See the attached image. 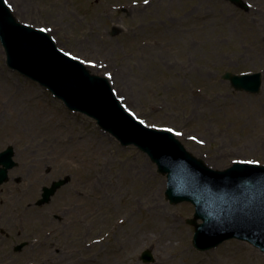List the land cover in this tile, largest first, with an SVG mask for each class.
<instances>
[{"label": "rangeland", "instance_id": "1", "mask_svg": "<svg viewBox=\"0 0 264 264\" xmlns=\"http://www.w3.org/2000/svg\"><path fill=\"white\" fill-rule=\"evenodd\" d=\"M22 1L21 13L13 10L16 18L46 30L59 49L82 61L93 74L108 77L128 109L147 126L173 130L186 150L213 169H226L234 162L264 165V0H243L246 6L227 0ZM8 2L21 8L19 0ZM55 3H60L62 9L53 8ZM202 12L210 14L216 35L222 36L216 50H210V38H205L194 26L196 16ZM161 33L169 43L175 42L176 35L188 44L187 52L180 56L174 47L166 51L157 44H152L154 49L145 46ZM201 35L205 38L203 41L197 37ZM212 51L216 52L214 57ZM4 52L0 43V73L10 83L18 84L26 108L38 109L53 121L63 123L73 135L84 132L103 141L105 156L110 160L103 164L105 168L101 174L102 165L96 158L76 149L64 154L53 144L45 152L36 148L26 150L25 137L38 139L39 132L30 133L33 130L27 128L29 131L24 134L10 133L6 126L10 122L8 117L14 114L11 110H7V114L0 112V153L14 147V160L18 163L9 172V181L0 185V201H3L0 202V216L10 217V210L33 216L24 228L13 220L8 224L0 222V253L20 264L35 252L37 245L44 244L50 252L60 246L83 251L77 258H94L100 253L103 257L105 251L118 244L117 241L124 240L116 231L125 226L118 220L124 217L115 216L121 202L116 198L105 201V191L116 188L119 176L115 174L129 167L141 178L146 175L149 183L155 180L157 185L162 184L157 196L159 203L165 214L180 221L178 229L182 233L177 241L168 236L157 240L165 232L159 233L150 224L156 211H151L150 205L137 209L133 220L138 233L135 242L131 238L137 264H147L141 259L146 249L153 256L149 264H154L159 251L171 257L180 247L188 249L200 264L214 261L225 264L224 257H229L230 264H264L263 253L235 239L212 250H196L192 245L195 228L187 224L195 208L186 202L169 204L165 196L167 178L157 173L156 164L138 148L122 147L113 136L101 130L95 120L68 110L46 88L10 69ZM146 56L150 58L140 61ZM201 58L204 68L195 65L196 62L200 64L198 59ZM140 69L142 76L138 75ZM149 70L155 73L151 75ZM227 72L262 73L261 92L235 91L230 82L223 79ZM119 75L120 81L115 83L112 78ZM22 123L31 125L24 120ZM181 129L187 133L183 135ZM40 152L47 156L39 155ZM67 177L71 178L70 183L62 187L49 204L36 205L41 198V188ZM20 191L26 192L25 200H19ZM46 216L54 222L51 234L47 233L51 229H44L35 221ZM23 243L24 248L16 251V246ZM67 262L84 264L64 254L63 263ZM180 263L185 264V260Z\"/></svg>", "mask_w": 264, "mask_h": 264}, {"label": "water", "instance_id": "2", "mask_svg": "<svg viewBox=\"0 0 264 264\" xmlns=\"http://www.w3.org/2000/svg\"><path fill=\"white\" fill-rule=\"evenodd\" d=\"M242 6L241 0H230ZM0 0V39L8 54V64L38 81L64 101L72 111H80L97 120L99 126L115 136L123 146L135 145L167 175L165 192L170 204L190 202L195 208L189 224L196 227L194 246L200 251L213 249L227 240L246 241L264 252V166L234 163L225 170H214L203 160L185 150L169 131L150 129L124 111L106 78L92 75L77 60L61 52L44 31L20 24ZM236 91L258 94L262 74L236 76L225 73ZM14 149L0 154V185L7 182L8 172L17 164ZM70 177L44 187L43 206L51 202ZM202 224H198V220ZM25 244L16 248L22 250ZM146 249L145 263L153 261Z\"/></svg>", "mask_w": 264, "mask_h": 264}, {"label": "bare ground", "instance_id": "3", "mask_svg": "<svg viewBox=\"0 0 264 264\" xmlns=\"http://www.w3.org/2000/svg\"><path fill=\"white\" fill-rule=\"evenodd\" d=\"M5 1L11 8V10H14L19 14L21 13V9L24 7V1L19 0L20 2H22L21 8L18 7L14 2L12 3L13 5H10L8 0ZM61 7L62 6L60 3H55L53 6V8H57L58 10H61ZM196 18L197 22L194 26L199 29L200 33H202L205 38H210V43L208 42L210 50H216L217 47L221 44L220 40L222 36L216 35L217 30L213 29L210 14L202 12L199 13ZM197 37L199 38V40L201 39L202 41L205 39L202 38V35ZM153 40L154 42H151V40L149 42L150 44L147 42L145 46L149 49H154V46H152V44H157L160 45L158 48H162L166 51H170L171 48L174 47V50L178 51L180 56H183V54H185L188 50V44H185L180 41L176 35L173 37V40L175 42L172 43L166 41V39L163 38L162 33L157 34V37ZM188 52L190 54L192 52V49H190ZM211 53L213 57L216 54V52L213 51ZM147 58H150V56H146V58H142L140 61H146ZM198 62L200 64L196 62L195 65L199 68H204L202 67L203 65H201L202 58L201 60L198 59ZM149 72L151 73V75L152 73H155L151 70H149ZM138 75H143L142 69L139 70ZM119 78H121L120 75L117 76V78L114 76L112 79L115 81V83H117V81H120ZM109 83H111L114 92H116L117 98H120L121 100V96L119 95L118 91L114 89L113 82L110 81ZM13 93L15 94L12 95ZM32 97L37 98L36 95H33ZM34 98L32 100H34ZM24 104V95L22 94V90L18 87V84L15 82L10 83V81L3 74L0 73V112L5 111L7 114V110H11L14 114V117H8L10 120V122H8L6 126L8 127V131L13 134H24L28 129L33 130H28L30 133L35 134L39 132L38 139L25 137L27 145L26 150L36 148L37 150L45 152L50 147V145L53 144L58 148L60 147L61 152L64 154H67L68 152L72 151V149H76L80 153L84 152L88 153V155L94 156L96 158V161L100 165H102L100 168V172L101 174L103 173L105 168L103 164L107 163L110 160L105 156L107 151L105 143L103 141L99 140L98 138L88 136L84 134V132H78L77 134L73 135L68 126L64 125L63 123L53 121V119L48 118L46 115H44L42 111L38 109H33L31 107L26 108ZM121 104L126 109H128L127 103H125L123 100H121ZM22 120H24L25 123L29 122L31 125H23ZM181 130L183 131V135L187 133L184 129ZM13 131L16 133H14ZM42 152H40L39 155L47 156V154H44ZM121 170L122 171H120V174H115L119 176L116 188L112 190L107 189L105 191V201L107 199L112 200L116 198L117 201L121 202L120 208L115 210V216H123L124 218H120L118 220L120 221L121 225L125 224V226L123 229L116 231V233L117 235L123 236L124 240L117 241L118 244L114 247L112 246L109 250L105 251L103 257H101L100 253L97 257L93 258L89 256L86 259L77 258V256L83 254V251H72L64 246H60L56 248V251H54V253L50 252L49 248H44V244L40 246L37 245L35 252L33 254H30L28 258L20 264H36L41 261L43 264H64V254L70 256L72 260L76 259L79 262H84V264H137L134 259L135 251L132 252L131 250V238H133V241L135 242L138 233V230L134 227L133 217L137 209H142L146 205H150L151 211H156L155 216H152L150 220V224L155 229H157L159 233L162 230H164L165 232L159 235L156 239H164L165 236H168L172 241L179 240L182 236V233L179 232L178 229L180 221L174 216L165 214V212H163V207L159 203L160 200L157 198V196L159 195L158 193H160L162 184L157 185V181L155 180H152V182L149 183V179L148 177H146V175L142 176L141 178L139 174H134L129 167H124ZM157 186L159 187L157 188ZM20 196L21 197L19 200H25L27 194L24 191H20ZM0 202L2 203L3 201ZM100 203L102 204V199L100 200ZM9 212L13 217L10 216L5 219L4 217L0 216V222L4 221L3 223L8 224L11 223L13 220L16 224L24 228L27 226L28 222L30 223L29 220L33 219V216L29 214L27 215L23 212H19L18 210H10ZM17 212L18 215L15 216ZM20 213H22L24 216ZM35 221L37 222V224H41L44 229L49 230L53 227L54 224V222L49 220V217L47 216L40 221ZM52 232L53 229H51V231L47 233L51 234ZM93 245L94 244H91V246ZM32 249H34V247ZM37 250H39V252L36 253ZM57 253L60 255L59 257H55ZM228 258L229 257H224L225 264H230ZM182 260H185V264H200L195 262L193 254L189 252L188 249H181V247L171 257H168L166 252L159 251L157 260L154 264H181L180 261ZM0 264H19V262L13 258H10L7 254L0 253ZM66 264L70 263L67 262ZM211 264L218 263L214 261Z\"/></svg>", "mask_w": 264, "mask_h": 264}, {"label": "snow or ice", "instance_id": "4", "mask_svg": "<svg viewBox=\"0 0 264 264\" xmlns=\"http://www.w3.org/2000/svg\"><path fill=\"white\" fill-rule=\"evenodd\" d=\"M148 2V0H145V3H147Z\"/></svg>", "mask_w": 264, "mask_h": 264}]
</instances>
